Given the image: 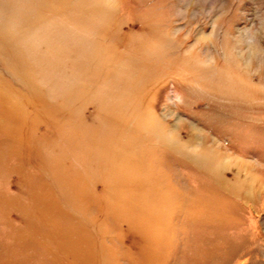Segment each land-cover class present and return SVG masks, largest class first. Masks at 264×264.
<instances>
[{
    "label": "rangeland",
    "instance_id": "rangeland-1",
    "mask_svg": "<svg viewBox=\"0 0 264 264\" xmlns=\"http://www.w3.org/2000/svg\"><path fill=\"white\" fill-rule=\"evenodd\" d=\"M0 264H264V0H0Z\"/></svg>",
    "mask_w": 264,
    "mask_h": 264
}]
</instances>
